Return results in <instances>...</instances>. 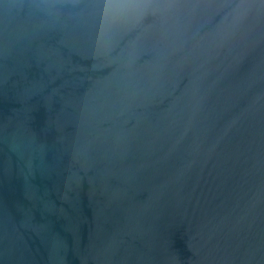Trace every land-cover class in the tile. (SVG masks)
Wrapping results in <instances>:
<instances>
[{
	"label": "water",
	"instance_id": "95a60500",
	"mask_svg": "<svg viewBox=\"0 0 264 264\" xmlns=\"http://www.w3.org/2000/svg\"><path fill=\"white\" fill-rule=\"evenodd\" d=\"M0 0V264H264V0Z\"/></svg>",
	"mask_w": 264,
	"mask_h": 264
},
{
	"label": "clouds",
	"instance_id": "9594fccd",
	"mask_svg": "<svg viewBox=\"0 0 264 264\" xmlns=\"http://www.w3.org/2000/svg\"><path fill=\"white\" fill-rule=\"evenodd\" d=\"M135 7L136 5L129 3L128 0H95L85 5V11L86 14L94 15L103 25L115 22Z\"/></svg>",
	"mask_w": 264,
	"mask_h": 264
}]
</instances>
